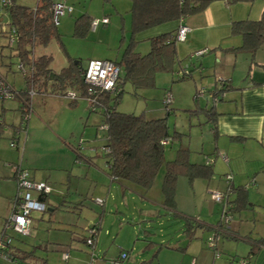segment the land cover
Returning <instances> with one entry per match:
<instances>
[{
  "label": "rangeland",
  "instance_id": "374dc122",
  "mask_svg": "<svg viewBox=\"0 0 264 264\" xmlns=\"http://www.w3.org/2000/svg\"><path fill=\"white\" fill-rule=\"evenodd\" d=\"M55 1L60 0H53V2ZM64 1L73 10L60 16L59 23L56 25L57 31L60 33L61 43L52 38L46 45H35L32 55L51 54L50 68L55 72L66 66L69 58L79 60L83 67L86 66L89 59H95L96 55L100 56V59L119 60L131 34V1ZM14 3L32 8L35 7L37 0H14ZM82 13H87L93 18L99 19L102 16H107L109 21L105 25L100 23L95 30L89 29L82 36L73 34L74 19ZM8 22L7 15L3 16L0 25V72L6 76V79L16 91H25L26 86L19 69V59L15 55L14 43L8 39ZM142 39L136 40L135 50L145 53L149 49V42L147 39ZM177 66L172 67V70L157 71L154 74L152 84L136 90L129 82H125L122 87L123 91L116 103V110L136 115L143 114L147 118L165 116L168 131L171 135L176 132V139L164 146V161L174 158L175 150L179 144L187 146L190 150V161L208 162L209 160L210 163L214 161L212 164L214 173L212 179L218 180L220 174L226 171V166L222 162L220 154L214 155V146L217 139L212 136L205 115L200 110L196 111L203 104L202 98H197V100L193 98L195 85H198V88L200 86L194 83L193 78L180 79L177 77ZM196 83L199 82L196 81ZM49 89L50 87H48ZM167 91L170 92L172 101L166 108L162 99ZM64 98L66 104L64 106L67 110L56 105H50L49 108V103L47 104L46 112L54 114L56 118L54 124H47V126L51 132L57 130L66 132L67 140L71 141L76 147L78 146L81 155L77 157L75 151L66 145L67 151L63 149L62 145L64 144L59 143L61 140L58 139V136L55 134L53 137L46 128L36 130L35 139L37 140H35V144L38 147H34L33 154H31V151L28 153L32 157L30 159L38 165L34 166V168L37 167L34 171L42 170V166H47L54 175V178L50 181L55 183L56 188L51 191L47 208H52V205L59 204V206L57 210L55 209L52 212L46 209L42 212V217L34 219V226H29L30 233L23 234L13 228H7L5 237L9 238L11 244L23 245V243L33 241L31 240L34 238L32 236L36 235L37 232L42 236L54 232L50 231V227H55L58 224L56 221H52V215L55 218L68 216L77 222L63 225L67 229L80 233L85 232L83 234L86 235V231L88 234V228L95 225L101 233H105L106 229H110L111 236L107 239L108 243L112 242L116 235L118 240L120 238L128 240L130 244L126 249H129V257L123 259L121 264H131V260L129 261L131 255L132 258H135V261L141 259L146 262L145 264H156L157 259H154L153 249L158 247L160 243H163V246L157 258L158 261H163L161 264H187V259H190L188 264H191L193 259L191 254L188 257L187 253L170 249L164 244L165 242H177L180 245L183 243L181 235L182 220L171 213H165V209L160 205L163 198L161 182L164 163L160 165L149 188L145 189L128 181H121L128 182L130 187L122 193L121 187L117 183L120 181L113 180L108 175L107 157L104 155L103 148L105 131L99 126L102 124V115L98 111L89 110L87 101L82 98H79L74 106L68 105L66 98L69 97L65 96ZM33 104L37 113L41 109L42 102L39 100V102H33ZM1 105L4 107L3 120L5 124L0 131V189L5 184L4 182H16V179H12L10 174L13 166L20 163L21 156L25 152L23 149V153L20 155L16 149L9 145L12 137L10 135L13 134V130L16 129L15 126L18 125L20 120V99L14 97L4 100L2 104L0 103V111ZM78 105H81L82 108H79ZM168 108L172 109L167 112ZM34 110L32 107L29 115H35ZM27 125L30 126L28 122ZM26 135L27 133L21 135V140L23 138L25 140ZM219 141L221 142V139ZM248 144L245 148L241 147V143L233 148L238 153V165L242 169L247 168L250 170L249 177H245L244 181L240 182L245 183L247 187V205L228 214L227 227L230 226L236 231V237L224 234L215 236L216 249L219 253L217 257H214V251L210 247L203 245L211 252L215 261L222 260V262H225L222 264H243L250 243L264 238V161L259 159L261 157L257 156V151L250 148ZM228 157L230 158L229 155ZM254 169L256 171L255 176H253ZM252 177L256 178V182H249ZM202 183L204 186L209 183V189L206 192ZM177 185L176 198L178 199V206L187 211H190L194 204L198 208L197 203L202 202L204 198H210L211 191L222 189L215 188L218 186V182H194L190 184L187 177L183 175L178 177ZM93 191L94 195L91 196ZM86 194L88 196L84 198ZM96 196H100L97 199L104 200V202L98 203L95 200ZM79 200L91 202L95 206L97 214H102L100 219L89 222V214L85 216L83 212L79 211V207L76 209L68 207L70 205L68 203L71 201L78 202ZM90 212L93 211L90 210ZM209 219L211 222H216L219 215ZM85 220H88V223ZM83 223L88 225L84 230L81 228ZM61 233L63 236H69L70 231L67 232L69 234ZM104 233L102 236L106 238ZM205 233L203 238L196 239L198 244L203 243L204 238L214 235L213 231ZM78 238L80 237L78 236ZM149 241L153 242L150 245L151 248L146 247ZM115 250H117L116 245L113 246V251L115 252ZM48 253L52 256L54 252L49 250ZM118 255L114 257L116 258ZM260 264H264V261H260Z\"/></svg>",
  "mask_w": 264,
  "mask_h": 264
},
{
  "label": "crops",
  "instance_id": "0c3cea01",
  "mask_svg": "<svg viewBox=\"0 0 264 264\" xmlns=\"http://www.w3.org/2000/svg\"><path fill=\"white\" fill-rule=\"evenodd\" d=\"M262 11H264V0H211V2L204 9L192 12L182 18V20L162 23L134 35L135 41L141 40L142 38L144 40H148V38L152 36L169 30H173L180 23H183L188 27L185 39L183 41H177L175 44L176 62L174 63L173 67H176V65H178L177 67L179 70L180 67L186 65L189 72L188 75H186V78H193L194 83L199 84V88L198 85H195L194 93H196V100L197 98H202L203 104L202 107L199 106L196 111L200 110L203 112L206 122L209 123L212 136L217 139V143L214 146V155L220 154L221 157L222 155H225L227 157V160H224L223 158L221 159L226 166V171L220 174V178L218 180L212 179L214 175L213 170L212 175L210 176H200L194 177L192 179H187L190 184H193L194 182H218V186L215 188H222L219 191H224L227 186L224 179V174L230 173L231 184H233L234 186H245L246 205L248 201L247 187L245 183L242 184L240 182H243L245 177H249L250 170L247 168L242 169L241 166L238 165V153L233 148L237 145H240V143L242 144L241 147L245 148L249 143L248 145L250 146V148L256 150L257 156L259 155L261 157L259 159L264 161V42H262V44L253 53L244 51L243 49L234 50V48L241 45L242 37L239 33H232L231 24L233 21L242 19H258L261 16ZM136 35L138 36L136 37ZM198 51L202 52L197 54L196 52ZM96 58L101 57L96 55ZM223 80H226L227 84H229L228 88H222L226 87V85L222 86L221 84ZM196 81H198L199 83H196ZM48 87H50V85L46 84L45 86L43 85L39 88H35L36 93L33 94L30 99L31 108L33 107L34 110L33 102H39V100H41V109H39L37 113L34 110L35 115H29V121L27 122L28 124H30V126L26 124L27 131H25V134L27 133V135L25 136V140L24 138L21 140V143L23 145L22 150L14 148L19 152L20 155H22L23 149L25 150L23 156H21V161L19 163L20 167L27 169L33 180L46 181L49 184L50 192L44 198L46 205L49 204L51 191L56 187L55 183L50 181V179L54 178V175L47 166H42V170L34 171L37 169V167L34 168V166L38 165H36L34 161L30 159L32 157H30V154L28 152L31 151V154H33L32 150H34V147H36L35 140L37 139H35V132L39 128H46L53 137L55 134L56 136H58V139L61 140V142L59 143L61 145L64 144L62 145L63 149H66L65 145L68 146L71 150V146H75L71 141L67 140L66 132H62L60 130L51 132L50 128L47 126V124H54V121L56 120L54 114H48L46 112L48 103L49 108L50 105H56L57 107H62L63 109L67 110L66 106H64L66 105L64 100L65 96L50 92V89L48 90ZM18 98L21 102V98ZM66 99L68 100V105L74 106L78 102L79 98L74 101H71L70 98ZM0 103L2 104V102ZM78 107L82 108L81 105H78ZM165 107L167 108V106ZM211 107H213V109L217 113V115L214 117V120L209 119L206 113ZM170 109L172 108H168L167 112H169ZM3 110L4 107L3 105H1L0 114L2 115V117ZM168 138V143H170V137ZM220 139L221 142L219 141ZM168 143H166L165 145H167ZM179 145L184 146L181 144ZM228 155L230 156V158L228 157ZM188 160L190 161V153L188 154ZM190 162L201 164L207 163V161ZM213 162L214 161L210 163L211 166ZM255 173L256 171L254 169L253 176H255ZM10 177L12 179H15L13 169ZM251 181L256 182V178H250L249 182ZM4 183L5 184L0 189V234L3 228L4 220L7 217L9 208H11V203L15 197L17 189L16 182L10 181ZM117 183L120 185L122 193L130 188L129 186L122 185L120 182ZM177 184L178 178L176 180L174 194L175 209L172 210L171 208L165 206L162 203L163 198L160 205H162V208L165 209V213H171L172 215L182 220L181 235L183 237V243L180 245L177 242H165V246L182 253H187L188 257H190L191 254V258H193L191 264L225 263L224 261L222 262V260H219V262L215 261L214 257L219 256V253L218 255H216L215 250H213L211 247L210 248L212 249V251H214V257L211 255V252L206 249V247H203V245L209 247L206 243L207 238H204V240L202 241L203 243L200 242V244H198L196 241V239L198 238H203V235L206 234L205 232L213 231L215 225L219 221H221L223 205L213 201L210 195V198H204L202 199V202L197 203L198 208L194 204L191 207L190 211H187L183 209V207L178 206V199L176 198V187L178 186ZM207 184H205L204 186L202 183L205 192L209 189V183ZM93 195L94 191L91 193V196ZM86 196L88 195L86 194L84 198H86ZM97 197L100 196H96V199ZM229 199L231 201L234 200L235 195L231 193L229 195ZM102 202H104V200H101L100 204ZM68 204H70L68 207H70L71 209H76L79 207V211L83 212L85 216L89 214V222H95L98 218L100 219L102 215L101 213L97 214V211H95V206L91 202H82V200H79L78 202L71 201ZM84 204L89 205L87 207V205ZM235 204L236 203L234 201L232 203L230 202V208H234ZM58 206L59 204L52 205V208H48L47 210L49 212H52L55 209L57 210ZM90 210L93 212H90ZM33 212L30 214L31 227L34 226V219L42 217V212ZM215 215H219V219L216 220V222H211L209 218H212ZM53 216L54 215H52V221H56L58 225L55 227H50V231H54L52 232V234H50L49 232V235L42 236L39 232H37L36 235L32 236L34 238L31 237V240H33L31 242L28 241L26 244L23 243V245L12 244L14 246H20L21 248L27 250L32 249L33 253L22 254V252H18L15 260L9 259V257L0 253V264H112V260L120 258L121 253H123L125 250V256L120 258V263L123 259L129 257V249H126L130 244L128 240H125L123 238H120L118 240L116 235L112 239V242H107L108 237L111 236L110 229H106L105 233H101V231H98V228H96L93 245L91 247L85 241L86 238L90 235L89 231L87 234V231L85 230V235L83 234L85 232L80 233L72 231L63 226L65 224H72L77 222L75 219L69 218L68 216H60L57 218ZM187 218L194 221V224L190 228H188V226V229H185L184 222ZM85 221H87L88 223V220ZM198 224L203 226L199 227ZM87 226L88 225L86 223H83V227L81 228L84 230L85 228H87ZM226 228L227 232L224 233V235L236 237L235 230H233L230 226L229 228ZM67 230L70 231V234L67 233L69 232ZM30 232L31 231L29 230L28 233ZM61 232H65L69 234V236H63ZM103 233L106 238L102 236ZM78 236L80 238H78ZM152 243V241H149L146 244V247H150ZM114 245H116L117 247V250H115V252L113 251ZM162 246L163 243H160L158 247H155V249H153L154 259H157L156 264H161V262H163L160 260L158 261L157 258ZM249 249L250 246L248 248L247 254L244 257L245 260L243 264H260V261H264V246H260V248L254 255L248 256ZM49 250L54 252L52 253V256H50V254L48 253ZM117 254L119 255L115 258L114 256ZM21 255L24 257H20ZM130 260L131 264L146 263L141 259L135 261V258H132V255L130 256L129 261ZM189 260H186L187 264Z\"/></svg>",
  "mask_w": 264,
  "mask_h": 264
},
{
  "label": "trees",
  "instance_id": "16d2710c",
  "mask_svg": "<svg viewBox=\"0 0 264 264\" xmlns=\"http://www.w3.org/2000/svg\"><path fill=\"white\" fill-rule=\"evenodd\" d=\"M131 1V26L129 41L119 60H114L121 67V86L114 93H97L98 104L94 105L93 111L102 115V124L105 126L104 155L107 157L106 165L108 175L111 179L120 181L122 185L128 186V182L149 188L153 179L164 163V172L161 182L163 204L172 210L175 209V184L179 176L184 175L188 179L194 177H207L212 175L210 163H192L188 160L189 149L178 146L174 158L164 161V146L162 139L170 137V142L176 139V132L170 134L166 124V117L147 118L143 114H134L116 110V103L123 91L125 82H129L133 89L148 86L153 83L154 74L157 71L172 70L175 63L176 32L178 29L169 30L148 38L149 50L140 53L135 50L134 35L141 31L150 29L162 23L182 20L186 15L204 9L211 0H130ZM236 1V0H233ZM53 0H37L35 7L16 5L14 2L5 9L9 26H13L18 33V40L14 42L15 55L19 62L28 67L23 76L25 85H33L34 88L50 85V92L65 94L74 89L83 94L88 85L83 80L81 62L68 59V64L59 71L53 72L50 68L52 55L42 53L38 56L32 55L35 45H46L52 38L60 43V33L52 21L51 4ZM92 16L82 13L74 19L73 34L84 35L90 29ZM102 24V23H101ZM232 33H239L242 43L235 49H243L253 53L264 42V11L258 19H242L233 21ZM188 75V74H187ZM180 79L186 75L178 76ZM222 88H228L229 84L223 80ZM19 92L23 93V90ZM196 100V93L193 95ZM71 101H74L71 99ZM89 107V105H88ZM21 108V107H20ZM21 110H23L21 108ZM209 119L214 120L217 115L213 107L207 112ZM21 114V113H20ZM21 118V116H20ZM20 122V120H19ZM19 124V123H18ZM79 157L81 153L78 146H71ZM128 181V182H121ZM230 194L235 195L234 208L230 212L237 211L246 206V188L244 185L230 186ZM16 195V193H15ZM48 209V208H46ZM6 220V218H5ZM4 220V223H5ZM0 234V240L5 234V228ZM194 221L185 219V229L190 228ZM199 225V224H198ZM197 225V226H198ZM189 226V227H188ZM203 225H199L202 227ZM188 227V228H187ZM95 229L92 236L96 233ZM215 235L224 234L227 228L219 221L213 228ZM264 246V239L251 242L249 255ZM14 247V248H13ZM18 252L33 253L20 246H14L10 240L5 247H0V253L15 260ZM24 257V256H20Z\"/></svg>",
  "mask_w": 264,
  "mask_h": 264
},
{
  "label": "built area",
  "instance_id": "2783aa9c",
  "mask_svg": "<svg viewBox=\"0 0 264 264\" xmlns=\"http://www.w3.org/2000/svg\"><path fill=\"white\" fill-rule=\"evenodd\" d=\"M13 3V0H0V25L2 17L6 15L5 9L9 7ZM73 9L71 6H67L64 0L55 1L51 4V12H52V21L55 25L59 23V17L64 15L66 12H71ZM109 18L104 16L102 18H92L90 22V29L95 30L97 26L102 23L106 24ZM188 31V27L183 23H180L176 32V41H183L185 39L186 33ZM8 39L10 42H16L18 40V33L13 26H9L8 29ZM202 51L196 52L197 54ZM19 69L22 75L28 70V67L25 66L22 62H19ZM189 72L187 70V66H182L177 70L176 74L178 76L187 75ZM82 75L84 82L88 85L87 89L83 94H79L76 90H68L65 96L70 99L76 100L78 98H82L87 101L89 105V110H93L94 105L98 104L97 93L107 92L114 93L121 86V67L116 64L114 61L109 59H89L86 66L82 69ZM21 92L16 91L12 84L6 79V76L0 72V102H3L6 99H12L14 97H20L22 105L20 106L23 110H21V118L20 122L13 130V134L9 145L13 148H18L22 150L21 143V135L25 134L26 124L29 118V112L31 111V96L36 93V89L33 85H29L23 94ZM217 98V97H215ZM163 105L168 106L171 102V94L169 91L164 93L162 99ZM4 120L2 115L0 114V131L4 125ZM102 129L105 126H100ZM163 144L169 142V138H163ZM224 160H227L225 155H222ZM207 163H210L208 160ZM13 173L17 183L16 195L11 203V208L8 217H6L4 228L5 231L7 228H13L16 231H19L23 234H28L29 226L31 223L30 214L33 211L44 212L46 210V202L44 200L45 196L50 192L49 184L46 181H35L31 178L30 173L27 169L20 167L19 164H15L13 166ZM224 179L226 181V188L224 191L213 190L211 191V197L213 201L220 203L223 205L222 213H221V223L223 227H227L228 224V214L230 213V202L229 195L231 192V174H224ZM98 203L101 202L100 199H96ZM95 229L88 228L90 233L89 237L86 238V243L92 247ZM6 234V233H5ZM4 236L0 240V247H5L9 238ZM95 235V234H94ZM215 233L213 236L206 239V243L209 247L215 250V254L218 255L216 251V239ZM125 253H121V257H124ZM66 257V254H65ZM120 257V258H121ZM120 258H116L112 260V264H121Z\"/></svg>",
  "mask_w": 264,
  "mask_h": 264
}]
</instances>
